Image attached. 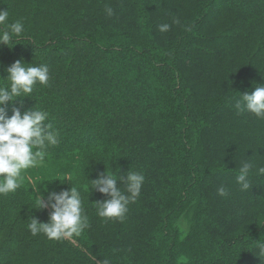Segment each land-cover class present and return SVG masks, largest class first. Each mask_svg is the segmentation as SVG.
I'll return each instance as SVG.
<instances>
[{"label": "trees", "instance_id": "obj_1", "mask_svg": "<svg viewBox=\"0 0 264 264\" xmlns=\"http://www.w3.org/2000/svg\"><path fill=\"white\" fill-rule=\"evenodd\" d=\"M194 1L178 6L176 25L140 22L146 0H118L123 14L114 20L94 18L99 0H0L6 25H23L21 36L0 43V88H10L7 69L17 61L49 69L47 86L37 83L29 97L2 106L6 118L14 108L46 113L45 127L59 141L14 194L0 195V264H264V118L235 107L264 87V0ZM39 22L49 34L36 31ZM165 24L171 30L162 33ZM97 25L119 27L125 37L107 42ZM244 163L252 165L246 191L237 182ZM129 171L145 180L119 228L141 246L121 259L98 215L97 202L110 197L92 181L107 172L127 195L119 177ZM71 187L100 240L77 246L33 236L21 197L48 223L39 201ZM179 217L188 224L182 239L166 231Z\"/></svg>", "mask_w": 264, "mask_h": 264}, {"label": "clouds", "instance_id": "obj_2", "mask_svg": "<svg viewBox=\"0 0 264 264\" xmlns=\"http://www.w3.org/2000/svg\"><path fill=\"white\" fill-rule=\"evenodd\" d=\"M105 11L109 17L115 15L110 7H106ZM8 15V11L0 12V25H6ZM173 23L180 25L178 18H174ZM170 30L171 25L167 24L159 28L162 33ZM22 32L23 25L19 21L6 25L0 43L9 44L12 36H21ZM7 71L10 88H0V195L4 196L14 194L22 186L23 174L41 166L46 148L58 146L59 143L58 133L49 131L50 124L45 127L46 113L31 110L22 116L19 109L14 108L11 118H6V109L2 107L22 96L29 97L37 83L47 86L48 67H25L21 61H17ZM235 107L240 114L247 111L258 118H264V87H256L253 93L243 95L242 101L237 102ZM251 167L250 163H244L239 170L237 182L242 185V191L250 188L247 178ZM259 172L264 174V168ZM144 180L142 174L131 171L126 178L119 177V181L125 185L127 195L118 188L117 178L107 172L93 180L94 190L110 197L104 202H97L99 217L106 221L119 220L123 223L128 205L138 199ZM218 194L225 197L228 192L221 187ZM49 207L52 210L50 222L40 223L36 218H32L29 230L33 236L42 233L51 241H62L79 237L90 227L88 217L84 215L80 193L75 187L59 194L51 193L47 203L41 198L40 210ZM258 247L261 255H264V244H258ZM103 264H109V261L104 260Z\"/></svg>", "mask_w": 264, "mask_h": 264}, {"label": "rangeland", "instance_id": "obj_3", "mask_svg": "<svg viewBox=\"0 0 264 264\" xmlns=\"http://www.w3.org/2000/svg\"><path fill=\"white\" fill-rule=\"evenodd\" d=\"M117 1L118 0H99V3L102 4V7L99 8L97 12H95L96 16H94V18L97 20H105V19H113L114 20V19L121 18L123 12L121 10L116 11ZM140 1L141 0H137L138 5L140 4L139 3ZM184 1H188V0H184ZM195 3L196 2L194 0H192L191 2H185V3L181 2V0H146V2L142 5V8L144 9V11H146V15L145 16L142 15V13L140 11L138 13L137 19L142 23H145V21L150 22V21H153L155 19L162 20L164 22H166L168 20L173 21L174 18L179 17L178 15L180 13L177 12L178 6L185 5L186 7H193V5H195ZM106 7H110L114 11L115 15L112 17H109L105 11ZM88 10L92 11L91 9H88ZM156 12L159 13L158 16H155ZM38 24H39L38 28L36 29V31L38 33H40V34H49L50 33V32H48V27L45 24H43L42 22H39ZM93 31L97 32L100 36L103 35L104 37H106L107 42H115V41H117L116 39H122L125 37L124 33L120 32L119 27H117L113 31H107L103 27H100L97 25V27L95 29H93ZM146 35H147L146 32L142 33L143 37ZM104 37H102V38H104ZM31 171H32V169L28 170L24 174L26 176L31 177L30 174H33V172H31ZM59 188H61V185ZM65 189H67V187H65ZM20 205L24 207V212L22 213L23 224H27L26 221L32 220V218L37 219V217L35 215L31 214L30 210H28L26 208L27 200L25 199L24 196L21 197ZM50 210H51L50 207L47 208V214L51 213ZM48 216L50 217V215H48ZM86 216L88 217V215H86ZM38 220H40V219L38 218ZM88 220H89V218H88ZM48 221L50 222V220H48ZM117 221L118 220H107V223L110 225L107 233L110 234V240L113 243L112 244L113 253H114L113 256L115 258L118 257V258L124 259V257H125L124 255H126V254L128 255L130 252H132L133 249L140 247L141 244L136 245L130 239H127V236H129V231H127V229L123 228V227L119 228V225L121 222L119 221V223L117 225ZM9 223L10 222L7 223V227H9ZM158 223L159 222H155L154 225H157ZM89 224H91L90 221H89ZM160 225L162 226V224H160ZM151 229H153V228L151 227ZM187 229H188L187 221L185 219L179 217L178 219H176L174 221V223H171L170 226L167 227L166 231H167V233H173L174 231H176V233L180 234V236H181L180 238L182 239L188 233ZM95 230L96 229H94V231ZM97 230H99V229H97ZM163 231H164V226L162 228V232ZM89 237H91V239H95L97 241L100 240L99 237H96V235L93 233V231L91 230L90 227L87 228L81 236L73 237V238L67 239V240H69L68 242H69V244L71 243V245L72 244L77 245L76 243H73V241L78 242V241L83 240L82 244L85 243L86 246H89L90 245L89 242L85 240V238H89ZM106 237H107V234H106ZM155 238H156L155 236H154V238H152L153 242L155 241ZM65 240L66 239H64V241ZM78 255L81 256L80 254H78ZM113 256H112V260L114 259ZM81 257H83V256H81ZM83 258L86 262H88V260H86L85 257H83ZM180 259L183 260L184 256L180 255L178 260H180Z\"/></svg>", "mask_w": 264, "mask_h": 264}]
</instances>
